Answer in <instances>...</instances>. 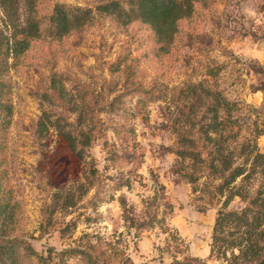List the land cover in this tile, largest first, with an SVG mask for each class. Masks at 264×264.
<instances>
[{
	"label": "rangeland",
	"instance_id": "rangeland-1",
	"mask_svg": "<svg viewBox=\"0 0 264 264\" xmlns=\"http://www.w3.org/2000/svg\"><path fill=\"white\" fill-rule=\"evenodd\" d=\"M107 1L39 0L42 35L9 60L0 202L12 215L0 221V245L10 236L19 264H94L61 253L69 248L93 252L100 264H243L234 257L239 246L213 248L214 228L221 211L264 198V167L254 158L264 153V0H196L167 46L141 20L123 24L118 12H104ZM56 4L89 9V22L54 36ZM1 29L11 27L0 6ZM55 74L71 102L55 93ZM217 91L235 102L237 126L222 141L233 166L244 168L223 189L208 167L217 132L209 131L211 141L201 129ZM45 112L53 123L40 134ZM184 149L199 151L198 159ZM255 232L232 221L220 233L224 244L244 247L260 239Z\"/></svg>",
	"mask_w": 264,
	"mask_h": 264
},
{
	"label": "trees",
	"instance_id": "trees-1",
	"mask_svg": "<svg viewBox=\"0 0 264 264\" xmlns=\"http://www.w3.org/2000/svg\"><path fill=\"white\" fill-rule=\"evenodd\" d=\"M38 2L39 0H0V6L6 16V24L11 27L9 33L4 32L3 29L0 30V116L2 113H5V116L9 115V112L12 111V104L6 99V94L8 93L6 83L2 79L9 66L12 65L9 62L10 58L15 60L13 62L15 64L30 49L32 42L42 35L45 21L39 14ZM195 3L196 0H131V7L123 9L122 6H119L117 0H112L104 2L100 7L106 13L118 12L117 15L121 18L123 24H129L134 20H141V22L148 24L153 30L157 41L162 43V46H167L178 34L180 21L193 15ZM21 4L25 8L24 16H22L20 11ZM89 19V9L56 4L49 17V23L54 36L62 38L70 32L85 26ZM52 87L60 99L71 102L68 91L57 74L52 77ZM207 110L211 111L213 115L211 121L206 123L207 126L204 124L201 126L202 133L207 135L209 140L215 141L216 139L209 134V131L217 132V147L209 152L212 157L209 160L210 164H208V167L217 172V175L223 179L221 184L223 189L244 173L242 166H233L230 160L231 156L226 153L222 141V139L226 138L225 132L227 135L232 134V131H228L227 127L230 126L231 129H234L233 126H237V119L232 117L233 112L236 110V105L235 102L229 101L220 91H217L214 103ZM52 123L48 113H43L39 121L38 132L44 134ZM203 128L205 129L203 130ZM60 133L68 140L69 146L77 151L76 138L62 129ZM87 141L89 143V138H87ZM183 141L189 142L191 140L183 136ZM180 153L190 155V157L197 160L200 152L184 149ZM254 158L255 160H261L264 167V153L257 152ZM244 199H247V197ZM10 215L12 214L8 211V204L0 202V221H7L10 219ZM232 221L240 227H249L250 230L256 228L255 235L261 234L260 239L257 241L250 240L249 244L244 247H241L240 242H230L232 245L224 244V237L220 232L227 223ZM7 236V234L3 233V241ZM263 236L264 198L263 196L252 197L241 212L228 210L219 213L214 228L213 248L226 246L224 250L227 252L228 247L239 246L241 252L234 257L244 256L243 264H264V245L261 244ZM7 240L6 244L0 245V264H19L18 253L14 245L7 247L8 243H14V241L10 236H8ZM28 249L33 251L30 245H28ZM74 252L83 253L94 264H100L97 256L91 251L80 248H69L61 251L63 254ZM120 264L135 263L128 258L122 259ZM172 264L186 263L181 260H175ZM233 264L236 263L233 262Z\"/></svg>",
	"mask_w": 264,
	"mask_h": 264
}]
</instances>
